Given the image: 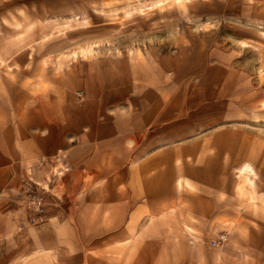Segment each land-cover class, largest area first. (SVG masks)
Segmentation results:
<instances>
[{
  "label": "rangeland",
  "instance_id": "1",
  "mask_svg": "<svg viewBox=\"0 0 264 264\" xmlns=\"http://www.w3.org/2000/svg\"><path fill=\"white\" fill-rule=\"evenodd\" d=\"M92 68L159 131L129 164L174 158L152 210L112 230L109 197L40 218L70 201L40 127L66 125ZM0 264H264V0H0Z\"/></svg>",
  "mask_w": 264,
  "mask_h": 264
},
{
  "label": "crops",
  "instance_id": "2",
  "mask_svg": "<svg viewBox=\"0 0 264 264\" xmlns=\"http://www.w3.org/2000/svg\"><path fill=\"white\" fill-rule=\"evenodd\" d=\"M87 76L88 79L93 78V82L87 84V100L81 106H71L66 125L56 128L43 125L39 130L40 146L44 145V150H47L46 143L49 142L52 145L49 153L58 157L53 169L56 175L52 177V191L64 192L70 200L54 210L45 209L40 218L45 221L55 219L58 214H80L76 208L78 193L81 196L86 194L83 198L88 200L109 197V201L106 199L105 214L115 219L106 223V229L112 230L127 224L128 207L134 201L146 199L147 207L152 210L154 200L159 198V190L165 187L168 191V184L165 186L162 182L173 177L168 167L174 166V158L171 160L168 153L158 151L137 159L131 166L130 160L134 156L139 158L136 152L143 150L148 142L145 136L152 133V139L155 136L157 141L159 131L153 129L145 135L147 127L141 118L143 104L136 98L125 95V101H115L126 91L105 92L104 85H95L97 76L94 69ZM125 76L122 72L119 81ZM46 130L51 134L43 135ZM160 166H164L165 170L158 169ZM62 167L68 169L63 170ZM48 178L44 176L40 185L48 187ZM85 207L88 209L90 204L85 203Z\"/></svg>",
  "mask_w": 264,
  "mask_h": 264
},
{
  "label": "built area",
  "instance_id": "3",
  "mask_svg": "<svg viewBox=\"0 0 264 264\" xmlns=\"http://www.w3.org/2000/svg\"><path fill=\"white\" fill-rule=\"evenodd\" d=\"M27 203L33 210L41 211L44 203L43 196L39 194L30 195Z\"/></svg>",
  "mask_w": 264,
  "mask_h": 264
},
{
  "label": "bare ground",
  "instance_id": "4",
  "mask_svg": "<svg viewBox=\"0 0 264 264\" xmlns=\"http://www.w3.org/2000/svg\"><path fill=\"white\" fill-rule=\"evenodd\" d=\"M248 168H249L250 170H252V167H251L250 165L243 166V167H241L242 170H240L241 173H242V175L245 176V178H246L245 171H248ZM243 170H244V171H243ZM248 173H249V172H248ZM246 180H247V179H246ZM248 181H249V180H248ZM250 184H252V183H250Z\"/></svg>",
  "mask_w": 264,
  "mask_h": 264
}]
</instances>
